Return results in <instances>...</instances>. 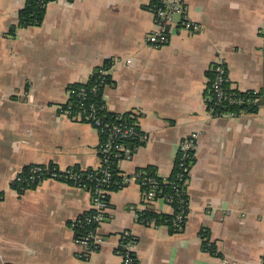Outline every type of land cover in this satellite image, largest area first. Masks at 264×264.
Listing matches in <instances>:
<instances>
[{
  "label": "crops",
  "instance_id": "obj_1",
  "mask_svg": "<svg viewBox=\"0 0 264 264\" xmlns=\"http://www.w3.org/2000/svg\"><path fill=\"white\" fill-rule=\"evenodd\" d=\"M27 2L0 0V264H121L126 233L140 264H263L264 0H187L198 31L177 17L159 48L146 41L152 0H53L40 25L21 27ZM217 61L232 90L259 94L255 111L208 112ZM105 64L108 112L135 116L148 140L118 164L121 183L131 180L111 192L100 247L81 258L72 222L92 210L91 193L53 180L20 193L14 180L31 165L100 168L96 128L60 109ZM196 132L185 227L140 223L142 210L173 208L148 207L134 175L170 177L181 140Z\"/></svg>",
  "mask_w": 264,
  "mask_h": 264
},
{
  "label": "built area",
  "instance_id": "obj_2",
  "mask_svg": "<svg viewBox=\"0 0 264 264\" xmlns=\"http://www.w3.org/2000/svg\"><path fill=\"white\" fill-rule=\"evenodd\" d=\"M40 1L43 3L45 2V0ZM151 10L156 25L155 29L146 39L151 47L159 48L168 43L170 32L177 23V17H179L180 21H183L188 28H193L195 31L199 29L198 25L188 17L187 0H152ZM212 73H214V77L210 81V91L214 94L216 104H222L225 101H229L230 103H245L251 100L239 99L238 97H234V93L227 91L225 84L229 82L228 72L223 62L217 61L212 67ZM106 76H109V71L103 69L100 71L98 79L101 81V84L103 83V85L107 87ZM99 88L100 87L97 85L94 86L92 92L98 91ZM68 94L70 99L65 106L61 107L60 111L62 114L75 121L92 124L101 137L98 152L101 159V166L99 169L102 168L103 170L102 177L97 178L93 175L84 177L80 172H75L69 168L60 169L56 165H31L26 171H22L21 174L16 177L14 185L21 183L38 185L44 181L53 180L64 182L90 192L92 195V210L72 222L74 229L77 225L90 227L85 234L76 235V243L83 249L82 253H80V257L88 258L100 247L102 239L98 233L99 225H101L110 209V194L112 192L110 188L113 175L109 171V165L114 161L117 162L118 165L124 160H130L134 150L142 143H145L148 137L141 131L135 116L117 114L115 120L108 121L103 119L104 117L101 115V112L108 111L105 100H103L101 105L97 103H88L90 93L86 87H80V89H73L70 87ZM73 95L77 96L76 101L71 100ZM211 98L212 97H210V100ZM208 112L214 118L227 114L235 116V114L231 112L216 114L214 105H208ZM199 136L200 134L197 132L192 133L183 138L179 145V154L175 168H178L176 176L179 182L183 183L184 187L188 182V176L191 171L190 161L194 159ZM162 178L166 184L175 185L170 177ZM130 180L131 178L129 177L124 178L122 186ZM133 180L138 182L142 187L144 203L148 207L158 200H163L172 208L173 205L176 204L175 209L178 210V214L174 220L173 226L176 230H182L189 211V199H182V191L175 185L177 187L175 195L171 196L164 194L160 197L158 193L162 195L163 190L158 189V181L154 177L136 173ZM87 181L95 182V185L91 187L87 184ZM20 187L18 185L16 189H18V191H20V189L24 191L28 190L26 186L20 185ZM184 193L186 194L185 189H183V194ZM143 211L144 210L140 211L138 215L139 218ZM126 236H128L127 233L122 236V242ZM122 242L121 244H124V242ZM132 244V242H128L124 245L126 252L118 250L122 260L121 264H135L134 262L136 260L131 255L133 251Z\"/></svg>",
  "mask_w": 264,
  "mask_h": 264
},
{
  "label": "trees",
  "instance_id": "obj_3",
  "mask_svg": "<svg viewBox=\"0 0 264 264\" xmlns=\"http://www.w3.org/2000/svg\"><path fill=\"white\" fill-rule=\"evenodd\" d=\"M53 1V0H45V2H41L40 0H28L26 7L21 10L20 12V23L19 26L21 27H29V26H38L40 25L43 20H44V16H45V12H46V8L47 5L49 4L48 2ZM109 68V64H105L104 68H99L95 71L94 75L92 76L91 80L86 83V84H75L72 85L71 88L73 89H80V87H86L90 93L89 99H88V103H97L98 105L103 103V93L104 90L106 88L105 85H103V83L101 84V81L98 79L99 73L101 70L103 69H108ZM214 77V73L211 72V80ZM106 82L108 85H110L112 83L111 79H110V75L106 76ZM98 86L100 87L98 91H94L92 92V88L94 86ZM225 87H227V91L230 93H234V97H238L239 99H251L249 102H245V103H230L229 101H225L222 104H216V100L214 97L213 92L210 91V83L208 85V88L206 90V98L208 100L207 103L209 106H213L214 105V109L216 111V114H222V113H234L235 116L240 115V112L242 110H246V111H255L258 107L257 102H256V98L259 96V94H255L254 92H247V93H243L237 90H232L230 88V82H227L225 84ZM236 95V96H235ZM210 97L211 100H210ZM77 96H74L71 98V100L76 101ZM101 115L104 117L103 119L108 120V121H112L115 120L117 118V114L114 113H110L108 111H102ZM194 162V159H192L190 161V165H192V163ZM28 168L25 169V171ZM72 169L75 172H80L83 174L84 177H88L89 175H93L94 177L100 178L102 177V168L101 169H88V170H83L81 168L78 167H73V168H69ZM83 170V171H82ZM178 170V168L176 167L172 173V175L170 176L171 181L174 182V184L180 189V191H182V199L184 198H188L189 199V195L187 192V185L184 187L183 183L179 182L177 176H176V171ZM109 171L111 172V174L113 175L112 180H111V190H116L119 189L120 187H122V183H121V178L119 177L118 174V165L117 162H112L109 165ZM138 173H141L142 175L145 176H150V177H154L157 181H158V189L163 190L162 195L160 193H158V196H163L164 194L166 195H175V191L177 190V187L175 185H171V184H166L163 181V178L156 172V170L154 168H148V169H143L140 170ZM87 184L89 186H94L95 182H91V181H87ZM19 187L21 186H26V189H32L34 187H36V184H28L27 183H21L18 184ZM18 185H14V187H18ZM21 188V187H20ZM183 189L186 190V194H183ZM20 193H24L25 191L23 189H20L19 191ZM175 205H173V213L172 214H164V213H158L156 212L154 209H146L142 212L141 217L139 218V222L143 223L145 225H152L154 224L155 226H167L171 232L175 233V232H180L182 230H176L173 226L174 224V220L178 214V210L175 209ZM187 206V205H186ZM186 223V222H185ZM185 223L183 225V228L185 227ZM90 227H82V226H76L75 231H76V235H83L85 234L88 229ZM128 236H126L125 239H123L124 244H121L120 247L118 248V250H120L121 252H126L124 245L127 244L128 242H132L134 243V238L127 233ZM204 234H202V237L204 238ZM122 242V243H123ZM203 248L206 251L211 252L212 254H216L215 249L213 248V244L211 243H204ZM117 250V251H118ZM132 257H134V259L136 260L134 263L135 264H140V261L137 257V255L135 254L134 251H132Z\"/></svg>",
  "mask_w": 264,
  "mask_h": 264
}]
</instances>
